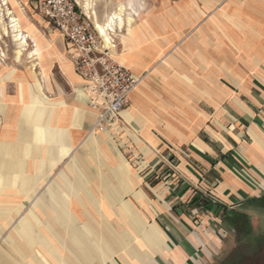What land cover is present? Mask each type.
<instances>
[{"label": "crops", "instance_id": "0c3cea01", "mask_svg": "<svg viewBox=\"0 0 264 264\" xmlns=\"http://www.w3.org/2000/svg\"><path fill=\"white\" fill-rule=\"evenodd\" d=\"M168 8L116 38L141 77L116 135L56 29L0 60V264H201L221 209L262 195L264 0L197 29L195 2Z\"/></svg>", "mask_w": 264, "mask_h": 264}, {"label": "rangeland", "instance_id": "374dc122", "mask_svg": "<svg viewBox=\"0 0 264 264\" xmlns=\"http://www.w3.org/2000/svg\"><path fill=\"white\" fill-rule=\"evenodd\" d=\"M40 0H8V5L19 19L20 24L25 32L33 35L37 32L55 30L41 13L38 8ZM93 2V7L97 12L100 22L106 21L108 15L116 12L124 5L125 10L123 16L127 20L130 13V2L140 12L133 22L139 21L142 18H147L151 14H161L168 11V7L183 5L185 2L193 1L197 4L199 12L203 13V18L196 26V29L203 23L205 18L218 19L220 13L236 12L237 4H242L244 0H210L211 8L204 11L203 6L205 0H90ZM208 1V0H207ZM209 2V1H208ZM79 3V2H78ZM126 5V6H125ZM201 8H200V6ZM80 8L85 12L82 5ZM225 9V10H224ZM205 14H204V12ZM86 13V12H85ZM201 13V14H202ZM87 14V13H86ZM88 15V14H87ZM89 16V15H88ZM4 20L8 22L5 15ZM89 20L95 25L93 17L89 16ZM128 22H126L127 24ZM127 27L121 31H116L115 38H120V35L125 32ZM194 29V28H193ZM120 30V31H119ZM12 37V38H11ZM12 39V40H11ZM33 40V39H30ZM37 43L38 40L36 39ZM14 42V43H13ZM13 40V36L4 34L3 24L0 22V48L5 53L4 58L1 57L3 63L15 61L19 64L32 61L28 57V52L18 58L17 44ZM34 41H30L29 49L34 48ZM40 57L41 49L38 43ZM29 58V59H28ZM4 61H3V60ZM29 64H31L29 62ZM256 201H247L239 206L236 210L230 213L234 217V223L223 221L222 212L218 214L220 220H216V228L212 230V234L218 236V245L212 249L202 247L205 252V261L201 264H264V191Z\"/></svg>", "mask_w": 264, "mask_h": 264}, {"label": "built area", "instance_id": "2783aa9c", "mask_svg": "<svg viewBox=\"0 0 264 264\" xmlns=\"http://www.w3.org/2000/svg\"><path fill=\"white\" fill-rule=\"evenodd\" d=\"M38 8L69 46L88 107L96 116L93 130L112 135L124 131L122 113L141 77L116 59V33L107 42L77 0H40Z\"/></svg>", "mask_w": 264, "mask_h": 264}, {"label": "bare ground", "instance_id": "6f19581e", "mask_svg": "<svg viewBox=\"0 0 264 264\" xmlns=\"http://www.w3.org/2000/svg\"><path fill=\"white\" fill-rule=\"evenodd\" d=\"M77 1L82 5L85 12L90 17L94 18L96 29L105 38L107 42L111 41L112 34L116 33V31L118 32V29L122 31L123 28L127 27L126 29L127 32L132 33L133 26H134L133 20L135 19L136 16L140 15L139 14L140 12L130 2L131 8H130V13L128 14L127 20L123 16V11L125 10L124 5H123L120 7L118 11L113 12L112 14L108 15L106 21L100 22L98 19L97 12L93 7L92 1L90 0H77ZM5 15L8 18V22L4 20ZM0 22H2L3 24L4 34L9 35L11 33L13 36V40L16 42L15 44H17V54L16 55H18V58H20L24 54V52L26 53L28 52L27 55L28 57L32 58V60L33 59L37 60L41 58L38 43L36 39L31 34L24 31V29L22 28V25L20 24L19 19L16 17L14 12L9 7L8 0H0ZM126 22L128 23L126 24ZM30 39H33V40H30ZM30 41L35 42L34 48L32 49H29ZM4 56H5V53L0 48V58L1 57L4 58ZM35 64H36V61H35Z\"/></svg>", "mask_w": 264, "mask_h": 264}, {"label": "trees", "instance_id": "16d2710c", "mask_svg": "<svg viewBox=\"0 0 264 264\" xmlns=\"http://www.w3.org/2000/svg\"><path fill=\"white\" fill-rule=\"evenodd\" d=\"M258 199H260V198H253L250 201H256ZM221 210H222L223 221H225V220L228 222L230 221V223L233 224L234 223V217L230 216V213H232V211L227 210V208H225V207L222 208Z\"/></svg>", "mask_w": 264, "mask_h": 264}]
</instances>
